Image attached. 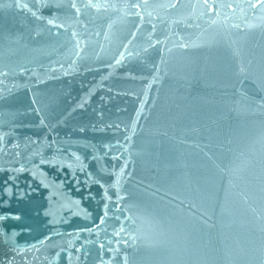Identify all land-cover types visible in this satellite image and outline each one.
Returning a JSON list of instances; mask_svg holds the SVG:
<instances>
[{"label": "water", "instance_id": "95a60500", "mask_svg": "<svg viewBox=\"0 0 264 264\" xmlns=\"http://www.w3.org/2000/svg\"><path fill=\"white\" fill-rule=\"evenodd\" d=\"M0 264H264V0H0Z\"/></svg>", "mask_w": 264, "mask_h": 264}]
</instances>
